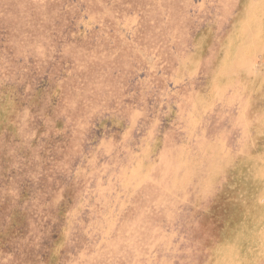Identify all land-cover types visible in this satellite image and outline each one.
<instances>
[{"label":"rangeland","instance_id":"obj_1","mask_svg":"<svg viewBox=\"0 0 264 264\" xmlns=\"http://www.w3.org/2000/svg\"><path fill=\"white\" fill-rule=\"evenodd\" d=\"M0 264H264V0H0Z\"/></svg>","mask_w":264,"mask_h":264}]
</instances>
